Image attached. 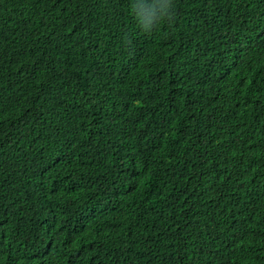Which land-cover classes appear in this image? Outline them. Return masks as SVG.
I'll use <instances>...</instances> for the list:
<instances>
[{
  "label": "trees",
  "instance_id": "16d2710c",
  "mask_svg": "<svg viewBox=\"0 0 264 264\" xmlns=\"http://www.w3.org/2000/svg\"><path fill=\"white\" fill-rule=\"evenodd\" d=\"M0 264H264V0H0Z\"/></svg>",
  "mask_w": 264,
  "mask_h": 264
}]
</instances>
